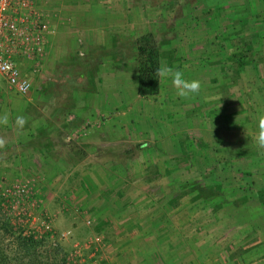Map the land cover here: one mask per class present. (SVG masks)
I'll list each match as a JSON object with an SVG mask.
<instances>
[{
  "label": "rangeland",
  "instance_id": "rangeland-1",
  "mask_svg": "<svg viewBox=\"0 0 264 264\" xmlns=\"http://www.w3.org/2000/svg\"><path fill=\"white\" fill-rule=\"evenodd\" d=\"M32 1L48 20L51 36H55L46 43L48 50L45 48L40 59L39 72L32 71L27 60H19L23 76L35 82L52 73L48 82L54 81L55 86L63 88L62 84L71 83L66 72L72 69L77 75L86 59L98 70L94 79L89 78L93 86L87 81L86 90L80 91L78 105L67 116L68 120L55 124V130L66 124L62 129L65 135L60 138L63 144L74 143L86 149V156L76 166L72 163L77 159L65 144L55 146L45 162L38 156L31 157L32 151L24 146L30 139L28 131L38 121L50 118L53 109L59 106V97L52 96L47 106H31V94L20 96L5 91V82L0 80V116H8V123L0 125V139L4 141L0 153H4L3 157L12 155L0 163V191L22 182L28 185L33 199V206L24 215L18 208L5 210L1 203L0 248L8 258L7 264H66L68 257L73 258L74 264H264L262 246L242 254L252 239L250 246L264 243V212L260 214L242 202L215 212L211 206L205 207L195 200L194 192L188 189H179L182 194L175 198L174 208L167 205L178 195L168 183L173 178L179 183L194 178L209 183L216 179L225 181L226 172L216 165L219 159L235 163L227 170L234 174L236 186H247L236 173L239 168H253L257 170L256 180L264 178V147L255 138L258 120L264 116L263 69L259 75L252 65H247L234 80L230 69L220 70L216 65L202 67L200 55L196 54L204 51L203 42L209 43L217 33L204 25L207 16L204 18L203 11L220 0H203V4L196 6L188 4L190 8L184 5L188 0H149L152 3L149 6L147 0ZM194 16L200 20L197 30ZM172 25L173 47L183 58L179 68L187 79H198L201 90L188 98L179 97L168 78L162 79L157 96L141 97L135 93L137 63L132 43L147 32L168 35ZM111 36L119 37L115 39V47ZM100 37L106 39H96ZM210 48L212 51L213 47ZM71 60L78 64H72ZM172 64L171 67L177 68L176 61ZM21 115L27 119L23 129L15 123ZM211 116L217 119L220 116L219 121L226 128L213 131ZM211 130L215 136L208 133ZM185 135L201 137L209 143L208 162L200 157L197 143L195 152L194 147L187 149L190 161L174 168L176 159L184 162L180 140ZM53 136L58 137L56 133ZM211 136L220 140L223 149L214 150V146L210 149ZM160 146L165 147L163 153L167 154L168 162L162 164L165 165L162 171L166 172L154 176L153 171L155 178L151 179L144 172L149 169L152 173L153 169L145 168L146 154L149 150L158 151ZM167 147L173 151H167ZM124 149L123 157L119 152H125ZM194 153L200 157L195 164ZM50 163L57 170H64L51 172ZM117 164L118 167H113ZM85 167L92 171L85 174L89 189L81 188ZM212 172L216 176L213 181ZM223 184L224 192L230 196L232 182ZM156 193L165 194L163 201L151 200ZM123 201L131 202L123 204ZM253 203V207L258 205ZM243 206L246 213L241 210ZM162 214L164 221L155 225L154 221ZM5 219L10 220L15 232L23 230V234L36 239H40L36 228L48 221L54 238L49 235L27 252L17 235L3 232L1 223ZM63 233H67L65 237Z\"/></svg>",
  "mask_w": 264,
  "mask_h": 264
},
{
  "label": "trees",
  "instance_id": "trees-1",
  "mask_svg": "<svg viewBox=\"0 0 264 264\" xmlns=\"http://www.w3.org/2000/svg\"><path fill=\"white\" fill-rule=\"evenodd\" d=\"M147 2L148 3L146 5L148 6L149 4H152L149 3V0H147ZM201 2L203 4L204 1L188 0L187 3H184V5L194 4V6H196L198 3L200 4ZM188 7L190 8L191 6L188 5ZM211 12H213V16H211ZM203 14L205 15L204 18H206L207 16L206 23H204V25L207 26L208 28H211L212 30H215L217 33L213 37V40H211L209 43L207 41L203 42L204 45L201 46L204 47V51L199 50L196 52L197 55H200V58L198 60L201 62L200 64L202 65V67H206V65L210 67L216 65L218 68H220V70L230 69L232 73L231 74L232 76L230 75L232 77L231 79L234 80L238 75H240V72L244 70L247 65H252L254 69L258 71L259 75L262 74V69L264 71V0H220V2L218 3L214 2L213 6L207 7L203 11ZM193 19L194 21H197L196 25H194V30H197V28L200 27V23H198L200 20L195 16L193 17ZM168 33H169L168 35H160L158 33L147 32L137 37L134 43H132L135 52V60L137 63L135 93L141 97H151V96L154 97L161 92L162 79H160L156 73H157V69L163 66L162 65L163 62H166L168 65L173 66L172 61H176L177 68L181 67L182 65V63L180 62L182 61L183 58L176 54V49L173 47V39H175V37H172L173 34L175 33V29L173 25L170 26ZM196 34H198V31H196ZM112 37H113L112 46L115 47L116 37L114 36ZM210 47H213L212 51H211L212 48ZM115 54L117 55V53ZM20 59L22 58L21 57L15 58V62L17 63L19 68H20V64H19ZM224 61L230 62L231 64L230 65L229 63L226 64ZM71 63L74 65L78 64L77 62L72 60ZM91 64L92 62H90L89 59H86V62L82 63L81 65L82 69L78 71L77 75L75 72L72 71V69L71 71L66 72L70 76L71 83L67 81L68 83L62 84L63 87L62 90L57 89V87L59 86L56 85L57 86L56 87L55 86L56 83L54 81H49L43 84L44 87L48 89L47 90L48 92L38 89V92L39 93L41 92L40 97L38 98L36 97V95L34 94L32 95V101H30L32 102L31 106L32 105L38 106L39 104H46L47 106V104L49 103V99L52 96L59 97L58 100L59 106L53 109L52 114L51 116H49L50 118L48 120L38 121L37 122L38 124L31 129V132L28 131V135L30 139L24 143V146L32 151L33 154L32 153L30 154L31 157L38 156L39 159H42L43 162H45L50 159V154L52 153V151H54L55 146L59 145L62 147L65 144L62 143L63 139L60 138H63V136L65 135L62 129L63 127L64 128L66 127V124L64 123L67 121V116L76 107L75 103L77 102L80 91L84 89L86 90V87L89 84V78L94 79V76H96V71L98 70L96 69L98 68L96 65H94L93 67ZM194 75L196 74L194 73ZM99 80L101 79L99 78ZM87 81L88 84L86 83ZM93 84L94 83L92 80L91 85L93 86ZM21 102H23V100H21ZM54 102L55 101H53V103ZM210 118L212 119L211 122H212V126L214 127L212 129L213 131L217 132V129L221 127L226 128L227 125L219 121V118H221L220 116L218 117V119L215 116H211ZM61 121H63L64 123L60 124L61 126L60 129L55 130V128L57 127L55 124H59L61 123ZM212 130L209 131L208 133H210V135L213 134L215 136L214 134L215 132L212 133L213 132ZM55 133L58 135V137L53 136ZM211 139L213 140L212 136ZM203 140L204 139L201 137L200 138L196 137V139L193 140L189 136L185 135L184 139L180 140V142L182 141L181 144L182 152L180 155L184 156V159L182 160L184 162H181L176 159L174 166L179 167L181 163L184 164L190 161L191 156L188 155V153L190 152L187 151V149L194 146V152H195V147L197 146V143L201 148L200 150L201 153H199L200 157L207 159L208 162L209 155L206 153V149H208L209 143ZM219 141L220 140L216 137V139L212 141L213 143L210 145V149L212 148V146H214L213 147L214 150L217 149L218 151H220L221 149H223L224 145L221 144V142ZM217 144H219V146ZM141 145L140 148H142ZM65 147L68 148V152L77 159V161L72 163V166H76L77 164H80V161L83 160L87 154L86 149H83L79 145L74 143L70 145L65 144ZM154 147H156V145ZM142 150L144 149L142 148ZM167 151H169V147H167ZM171 151H173L172 148L169 152ZM238 152L240 153L242 151L238 150ZM2 154L0 153V163L4 162L5 160L7 161V159L12 158L11 153H9V157H3ZM164 154L167 156L165 152ZM195 154L196 153H194V164L200 158L198 155ZM155 159L158 161L157 157ZM223 160L224 159L217 160L216 165L217 168L221 166L223 168V171L226 172L227 174L225 180L226 184L231 182L233 184L232 186L233 189L232 191H230V196L226 195L229 193L224 192L223 183H225V181L221 182V180L216 179V176L213 175L214 172H212L211 173V175H213L212 181L216 179L214 183L211 182L209 183L207 181L196 178H194L193 180L189 179L182 183L176 181L172 182L173 187L171 189L174 191L177 190L178 195L174 196L173 200L167 201L168 203L167 205L171 208H174L176 204L175 201H177V199L175 198H177L182 194L179 191V189L180 190L188 189V191L194 192L195 200H200L199 202H201L205 207L211 206L215 212L220 209L226 208L230 205H235L234 202L235 203L242 202V203H247V205L248 206L250 205L252 209L256 210V212L262 214L264 212V178L263 179L260 178L259 181L258 179L256 180L257 170L255 171V169L253 168L250 169L239 168V170L236 171V173L239 174L241 179H244V181L247 183V186L246 187L242 185L236 186V182L234 181L235 178L233 177L234 174H232L231 172H229V170H227L228 166H230L231 168L233 165H235V163H231L232 161L230 160L229 161H223ZM161 162L165 164V162L167 163L168 161L164 157ZM149 166H151L152 168L153 167L157 168L158 164L154 162L151 163ZM251 166L254 167V163H252V161H251ZM64 167L67 169V171H70L68 166H64ZM51 168H52L51 172L54 173L62 172L64 170L62 168H61L62 170H57L56 165L54 164L53 165L51 164ZM144 172L148 176L150 175L149 177L153 179L154 177L152 175L153 173H151L149 169L144 170ZM155 174L159 175L157 173ZM150 178L149 180H151ZM85 180H87V178L84 175L81 180V188L89 189L90 188L89 184H87ZM94 187L96 186L94 185ZM237 194H239L240 196L238 198H235ZM0 200H1V195H0ZM253 201L257 202L258 205L253 207L254 206ZM130 202L131 201H123V204L124 203L129 204ZM1 203L2 201H0V211H1ZM238 206H236V211L238 212L237 214L240 215L238 211L240 208ZM242 208L243 209L241 210L246 213L247 211L246 208L244 206ZM166 209H167L166 213H168V208ZM237 218L236 220H238ZM160 221L161 222L164 221V214H162L159 218H157L156 221H154L155 225L157 224V222ZM1 228L3 232L6 234L17 235V239L19 240L20 244L23 245V247L27 252H30V249L35 248L36 245H39L43 240H45V238H48L49 236V234L46 233L44 234L45 235L44 237H41L40 239H36L33 235L23 234L22 233L23 230L18 229V231L15 232V229L11 225L9 219H5L4 221H2ZM251 242H253V239L248 243L249 247L245 248L244 251H242V254H248L253 250V248L255 249L257 246H262L261 251L262 252L264 251L263 242H260L256 246L255 245L250 246ZM7 259L8 258H6V256L4 255L2 248H0V264H7L6 262Z\"/></svg>",
  "mask_w": 264,
  "mask_h": 264
},
{
  "label": "built area",
  "instance_id": "built-area-1",
  "mask_svg": "<svg viewBox=\"0 0 264 264\" xmlns=\"http://www.w3.org/2000/svg\"><path fill=\"white\" fill-rule=\"evenodd\" d=\"M48 20L39 11L32 0H0V80L5 82L8 90L19 95L29 94L32 84L23 76L15 62L16 57L31 60L35 72H39L40 59L45 52L48 36L51 34ZM1 201L5 210L19 209L21 214L33 206L32 194L27 184L17 182L4 187L1 191ZM32 216V213H28ZM87 221V224H90ZM36 236L43 237L48 233L53 239V230L48 221L42 222L36 228ZM67 233H63L65 237ZM98 242L99 238L95 237ZM66 264H74L73 258H67Z\"/></svg>",
  "mask_w": 264,
  "mask_h": 264
},
{
  "label": "clouds",
  "instance_id": "clouds-1",
  "mask_svg": "<svg viewBox=\"0 0 264 264\" xmlns=\"http://www.w3.org/2000/svg\"><path fill=\"white\" fill-rule=\"evenodd\" d=\"M157 76L160 79L171 78L172 83L176 87V95L183 98H188L196 95L201 90V82L198 79H187L182 69L173 68L168 65H163L157 69ZM8 123V116H0V125ZM16 125L23 129L27 123L24 116H17L15 120ZM256 142L260 147H264V116H261L257 124ZM4 145L3 139H0V147Z\"/></svg>",
  "mask_w": 264,
  "mask_h": 264
},
{
  "label": "crops",
  "instance_id": "crops-1",
  "mask_svg": "<svg viewBox=\"0 0 264 264\" xmlns=\"http://www.w3.org/2000/svg\"><path fill=\"white\" fill-rule=\"evenodd\" d=\"M55 36V35H54ZM54 36H51V34L49 35V37H48V39H53V37ZM115 37V36H114ZM116 38L118 39L119 37H117L116 36ZM115 38V39H116ZM96 39H106V37H100V38H96ZM110 39H113V37L111 36L110 37ZM50 43V42H49ZM46 48V50H48V46L47 47H45ZM22 59H24V58H22ZM24 60H27V59H24ZM30 64H31V66H32V69L33 70H35V67H34V63L31 61V60H27ZM39 65H41V64H39ZM32 70V71H33ZM40 70H41V68H40ZM35 72V71H34ZM60 72H61V70H60ZM36 73V72H35ZM58 73V72H57ZM59 74V73H58ZM58 74H56V76L57 77H59V75ZM52 76V73H51V75H49V77H51ZM48 76L47 77H44V78H42V79H37L35 82H33L32 80H31V84H32V88H31V90H30V92H29V94H31V95H36V97H40V93L38 92V89H40V90H44L45 92L48 90L46 87H44V85L43 84H45V83H47L48 82V79H50ZM53 77V76H52ZM60 77H62V76H60ZM64 78H66V76H64ZM34 88V89H33ZM57 89H60V90H62V88H59V87H57ZM0 91H1V89H0ZM5 91H9V92H12V93H15V94H17L16 92H14V91H11V90H8L7 88H5ZM37 91V92H36ZM32 92V93H31ZM48 92V91H47ZM28 94V95H29ZM19 95V94H18ZM20 96H22V95H20ZM53 102V101H52ZM51 103V102H50ZM77 105H78V102H76L75 103V106L77 107ZM75 107V108H76ZM111 108H112V105H111ZM68 120V119H67ZM159 138V141H162L163 140V138H161V137H158ZM193 140H194V138H192ZM194 145V144H193ZM155 146V145H154ZM153 146V147H154ZM194 146H192V148H193ZM143 149L145 148L144 146L142 147ZM141 148V149H142ZM155 148V147H154ZM164 148L165 147H162V146H160V148H159V150L158 151H155V153H150L149 151H148V153L146 154L147 155V161H146V167L145 168H147L151 163H159L158 164V167L157 168H154L153 167V169H152V173H153V171H154V173H157V174H162V173H165L166 171H162V167H164L165 165H162L163 164V162H161L162 161V159L164 158V157H166V155L163 153V150H164ZM125 150V152H119V155H122L123 157L125 156L124 155V153H126V149H124ZM166 150H167V148H166ZM128 151V150H127ZM147 151V150H146ZM180 152H181V149H180ZM113 156H115L114 154H112ZM112 157V156H111ZM158 158L159 159V161H157L155 158ZM100 166H103V168H104V165H102V164H99ZM80 166V165H79ZM81 167V166H80ZM113 167H118V164L116 165V166H113ZM150 167V166H149ZM178 167V166H177ZM174 168H176V166H174ZM87 170V171H86ZM95 170V169H94ZM83 172V175H85V174H90L92 171H89L86 167L82 170ZM154 176H157V175H154ZM115 177V176H114ZM155 177H153V179H154ZM159 178V177H158ZM118 179V178H117ZM119 180V179H118ZM174 181H176V182H178L175 178H173V179H171L170 181H168V183L169 184H173L172 182H174ZM150 186V185H149ZM163 189V188H162ZM104 190H106V189H104ZM114 190H116L115 188H114ZM164 196V197H163ZM163 198H165V194L163 195V194H155V196L151 199L152 201H163L162 199Z\"/></svg>",
  "mask_w": 264,
  "mask_h": 264
}]
</instances>
